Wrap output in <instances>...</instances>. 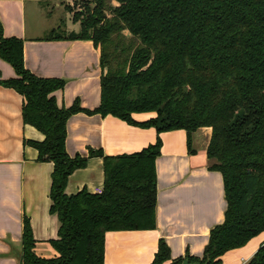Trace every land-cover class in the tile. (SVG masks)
I'll list each match as a JSON object with an SVG mask.
<instances>
[{
  "label": "trees",
  "instance_id": "obj_1",
  "mask_svg": "<svg viewBox=\"0 0 264 264\" xmlns=\"http://www.w3.org/2000/svg\"><path fill=\"white\" fill-rule=\"evenodd\" d=\"M65 3L71 0H54ZM80 30L68 36L92 40L101 50L105 73L101 102L94 110L75 101L60 106L55 91L65 80L40 77L25 66L24 40L3 35L0 57L16 76L0 80L23 96L25 124L44 135L25 140L39 161L54 163L50 211L60 221L51 240L57 255L39 256L28 216L23 220L20 264H106L109 231L156 228V159L162 141L118 155L91 149L102 157L101 193L83 188L66 192L69 177L88 157L66 148L67 123L81 111L113 115L159 133L184 129L192 135L211 127L210 168L224 177L225 220L215 226L202 257L174 259L160 239L152 264H222L230 250L264 233V0H74ZM69 9L70 4L67 3ZM126 31L130 34L128 35ZM150 113L139 121L135 114ZM247 264H264V242Z\"/></svg>",
  "mask_w": 264,
  "mask_h": 264
},
{
  "label": "crops",
  "instance_id": "obj_2",
  "mask_svg": "<svg viewBox=\"0 0 264 264\" xmlns=\"http://www.w3.org/2000/svg\"><path fill=\"white\" fill-rule=\"evenodd\" d=\"M54 0H0L3 35L24 40L25 66L40 77L65 80L55 91L60 106L94 110L101 102V79L105 73L101 50L92 40L50 36L58 28L42 3ZM78 23V22H76ZM76 32V30H70ZM16 76L13 66L0 57V80ZM23 96L0 84V264H20L23 220L28 216L36 239L35 251L54 257L50 241L58 238L60 221L50 211V190L54 163L39 161L38 150L25 140L41 141L44 135L25 124ZM150 113L135 114L144 121ZM211 127L192 135L189 147L184 129L159 133L156 127L131 124L113 115L79 112L67 123L66 148L71 156L88 157L91 149L105 155L135 153L161 138L156 159V228L109 231L105 239L106 264H152L160 239H164L174 259L202 257L211 230L225 220L227 200L224 177L212 170L207 149ZM102 157H88L86 167L69 177L66 192L83 188L97 192L104 185ZM264 242V233L242 247L228 251L222 264H247ZM49 243V244H48Z\"/></svg>",
  "mask_w": 264,
  "mask_h": 264
},
{
  "label": "rangeland",
  "instance_id": "obj_3",
  "mask_svg": "<svg viewBox=\"0 0 264 264\" xmlns=\"http://www.w3.org/2000/svg\"><path fill=\"white\" fill-rule=\"evenodd\" d=\"M67 3L70 4V9ZM42 5L45 9L44 11H46L50 17L51 23L58 26V28L55 30V34L68 36L72 32L70 30H76V32L80 30L79 22L76 23L73 21L74 12L79 8L78 5L74 4V0L67 1L65 3H61L60 1H45L42 3ZM126 33L130 35L127 31ZM49 247H54L51 241Z\"/></svg>",
  "mask_w": 264,
  "mask_h": 264
},
{
  "label": "water",
  "instance_id": "obj_4",
  "mask_svg": "<svg viewBox=\"0 0 264 264\" xmlns=\"http://www.w3.org/2000/svg\"><path fill=\"white\" fill-rule=\"evenodd\" d=\"M183 264H201V262H195V263H192L190 262L189 260H184Z\"/></svg>",
  "mask_w": 264,
  "mask_h": 264
},
{
  "label": "built area",
  "instance_id": "obj_5",
  "mask_svg": "<svg viewBox=\"0 0 264 264\" xmlns=\"http://www.w3.org/2000/svg\"><path fill=\"white\" fill-rule=\"evenodd\" d=\"M102 190H103V188H99V189L97 190V193H101Z\"/></svg>",
  "mask_w": 264,
  "mask_h": 264
}]
</instances>
